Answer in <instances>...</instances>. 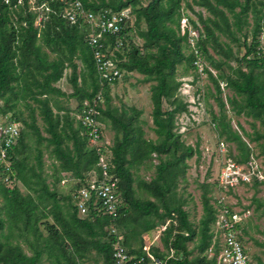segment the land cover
<instances>
[{"label": "trees", "instance_id": "obj_1", "mask_svg": "<svg viewBox=\"0 0 264 264\" xmlns=\"http://www.w3.org/2000/svg\"><path fill=\"white\" fill-rule=\"evenodd\" d=\"M17 1L5 4L0 0V114L9 115L11 121L21 125L17 144L8 151L11 174L4 173L0 166V264H40L43 257L50 264H83L90 251L101 257L103 264H115L112 258L115 238L106 231L110 226L122 231L123 245L134 260L143 258V264H150L141 236L166 221L169 223L161 238L166 253L153 247L149 249L156 260L164 264H217L215 258L207 256L213 242L216 209L210 203L212 197L206 196L217 182L212 186L202 184V188L209 190H204L202 196L203 213L198 224L189 221L183 209L185 202L176 198L175 192L178 178L184 179L185 161L199 155L197 145L185 146L173 132L175 115L186 110V105L175 97L179 87L177 68L185 63L186 69L196 70L198 59L197 54L185 55L188 31L181 34L180 9L185 1L188 9L196 6L209 14L204 19L196 13L202 24L198 50L206 52L210 44L216 54L229 57L232 47L243 48L244 54L241 59L236 58V66H227L228 74L213 78L210 72L204 71L217 91L218 79L225 81L232 92L227 104L236 116L259 123L261 132H254L256 137L250 139L256 141L264 140V48H259V35L264 33V0H191L190 3L150 0L145 6L142 0H36L37 5L46 4L50 11L39 27L35 25L36 15L29 11L27 0L22 4ZM74 3L92 13L101 10L117 13L130 7L135 15L133 26L127 21L117 35L104 37L105 51L113 52L112 59L121 72H136L143 76V82H153L151 115L156 141L143 139L142 129L133 123L139 115L133 109V117L124 111L115 117L111 109L104 108L98 118L103 126L109 120L116 132L110 147L108 176L116 180L122 206L118 218L114 219L99 210L100 204L95 207L89 204L88 215L79 218L74 204V195L86 185L88 173L95 171L99 177L101 173L97 168L96 150L89 145L73 112L98 93L104 103L110 100V84L98 76L92 48L86 42L89 29L79 21L71 24L62 16ZM140 21L146 26L145 33L139 34L143 39V54L131 44L126 50L127 34L138 28ZM192 25L198 29L195 22ZM221 37L228 42L220 41ZM249 37L250 43H247ZM210 64L217 70L220 67L213 60ZM66 69H70V95L56 86ZM60 98H74L77 101L74 111L61 107ZM163 101L172 108L163 111ZM20 107L27 110V116ZM38 118L46 136L37 124ZM212 121L218 138L236 144L239 153L236 162H247L250 149L232 130L224 112L219 117L213 116ZM243 134L249 137L244 131ZM44 150L52 160V186L47 183L44 172ZM153 155L157 164H153ZM141 166L154 168L151 180L137 182L138 190L148 198L136 197L133 187L135 179L131 170ZM62 173L68 178H63ZM7 174L12 175V188L5 185ZM64 179L74 184L60 200L55 186ZM18 184L27 191L25 195ZM257 206L264 204L257 202ZM14 232L31 248L32 256L25 255L19 244L10 241ZM194 240L196 245L189 250L187 244ZM238 240L243 245L240 234ZM214 247L216 251L217 244ZM194 250L197 255L189 258ZM170 251L173 255L168 259Z\"/></svg>", "mask_w": 264, "mask_h": 264}, {"label": "rangeland", "instance_id": "obj_2", "mask_svg": "<svg viewBox=\"0 0 264 264\" xmlns=\"http://www.w3.org/2000/svg\"><path fill=\"white\" fill-rule=\"evenodd\" d=\"M29 11L36 15L35 25L39 27L43 15L45 12L41 8H37L34 4V0H28ZM150 0H142L143 6H145ZM188 3L191 0H187ZM193 10L186 7L185 1L181 4L180 12L182 13L180 24H181V34L185 30L188 31V45L187 50H185V55L197 54L198 59L195 64H197V69H186V64L182 63L177 68L176 80L179 83V87L176 91L175 97L186 105V110L180 114H176L174 118V130L173 132L179 136V141L183 142L185 146H191L195 148L198 146L199 155H194L192 158L187 159L186 170L184 174V179L178 178L177 186L175 189L176 198L182 199L184 201L183 209L188 213V219L191 223L198 224L199 219L203 213L202 211V199L204 190L208 188H202V184L206 183L212 186V183L216 181L221 168H223V159L228 158L236 162L239 153L235 143L226 142L224 138H218L215 130V124L212 121L213 116H220L221 112L230 121L232 130L236 131L241 139L247 143L250 149V160L255 162L258 166L262 168L261 175L264 177V140L258 139L251 141L256 136L254 132H261V127L258 122H254L244 116H236L232 111L230 106L227 104V99L232 95V92L227 88L226 83L222 79H218V84L220 89L217 91L215 89L213 81L210 79L208 74L204 71L205 69L210 72L213 78H217L218 74L226 75L229 73L228 65L231 67L236 66V58L239 60L244 54L243 48L232 47L230 51V56L216 54L215 49L211 47L210 44L206 46V52L198 50L200 37L199 33H202V24L198 22L196 13H200L205 19L209 14L202 8L192 6ZM131 8L128 7L124 14H130ZM236 10H239L238 8ZM43 19V18H42ZM185 19V26L182 25V20ZM135 20V15L131 13L129 21V26H133ZM249 23L251 24V17H249ZM192 22L196 23L198 29H195ZM146 26L143 21H140L138 28L132 29L127 34L126 50L130 48L131 45L138 47L140 52L143 54L142 50L143 39L139 35L140 33H145ZM250 32L251 25L248 27ZM250 36V35H249ZM204 38L203 34L201 39ZM220 41L227 43L228 41L221 37ZM250 43V37L248 42ZM260 49L264 48V33L259 35ZM131 44V45H128ZM234 46V45H232ZM198 50V52H197ZM122 52V50H121ZM213 60L220 67L219 69H214L211 67L210 61ZM79 65L80 63L77 62ZM245 63H242V66ZM80 66V65H79ZM70 69H66L63 73L62 79L56 84V86L65 94L70 95L72 93V86L69 82ZM143 76L136 73H123L121 72V77L116 84H110L109 90V102H103L104 108H109L115 117H118L122 111L128 116L133 117L132 109L136 111L139 115L134 119V125L139 126L143 132V139L156 141L157 135L154 132V125L152 123V101L150 87L153 82H143ZM79 82V79H76ZM60 106L67 108L72 112L77 106V101L74 98H60ZM223 104V106H222ZM0 106L2 103L0 102ZM172 107L165 101L162 102L163 111H168ZM23 109L24 116L28 115L27 110ZM74 113V112H73ZM9 116V115H8ZM74 117V114H73ZM9 118V117H8ZM75 118V117H74ZM37 124L42 130V122L38 118ZM254 124V126H253ZM243 131L248 136L243 134ZM43 132V130H42ZM116 132L112 130L109 120L104 125L103 130V141L106 146L111 147L115 141ZM44 136V132L42 133ZM251 139V140H250ZM223 144L221 146L220 144ZM91 146V144H89ZM153 164H157V160L154 155L152 157ZM223 160V161H222ZM43 161H44V172L47 175V183L52 186V160L49 159L48 152L43 151ZM134 174L135 182L133 187L135 189L136 197L148 198L146 194L138 190L137 182L138 180L149 181L154 176V168L145 169L144 166L139 167L138 170H131ZM1 175V173H0ZM68 176V175H67ZM63 178H68L64 173H62ZM1 179V176H0ZM5 185L8 188L14 186L13 182H6ZM74 183L69 179H64L63 183L60 182L55 186V190L58 194V199H62L63 195L71 191V187ZM22 194H26L24 188L18 184ZM209 190V189H208ZM228 192L223 190L219 191L218 186L213 185L212 192L206 194L207 197H212L211 204H213L215 209H218L215 201L219 200L222 196L225 199V203L230 210L240 212L244 211L245 214H249L248 217H244L241 220V224L238 233L241 236L243 247L246 249L252 264H264V206H257V202H262L264 204V181L260 183H254L250 187H235ZM229 193V195H228ZM62 202V201H61ZM241 209V210H240ZM218 212V211H217ZM79 218L83 216L77 215ZM51 220V218L49 219ZM169 223L168 221L165 224ZM164 224V225H165ZM162 225H159L156 229L144 233L141 236L143 250L150 248H157L161 252L166 253L163 244L161 242L163 232H160ZM168 226V225H167ZM111 227V226H110ZM43 233L46 231L43 226H40ZM243 228V231H241ZM7 230L4 233L7 234ZM108 232V231H107ZM119 234L122 231L118 230ZM109 233V232H108ZM13 237L10 241L13 244H19L23 253L27 256H32V250L24 243L22 239L19 238L17 232L13 233ZM29 241L33 238L31 235L28 236ZM124 240V237H123ZM196 240V239H195ZM195 240L189 242L187 247L189 250L195 247ZM214 240V237H213ZM197 251L194 250L191 257L196 256ZM208 256V254H207ZM210 258V257H209ZM40 264H50L49 261L43 257ZM83 264H103L101 257L96 255L94 251H90Z\"/></svg>", "mask_w": 264, "mask_h": 264}, {"label": "built area", "instance_id": "obj_3", "mask_svg": "<svg viewBox=\"0 0 264 264\" xmlns=\"http://www.w3.org/2000/svg\"><path fill=\"white\" fill-rule=\"evenodd\" d=\"M9 1L3 0L5 4H8ZM23 1L18 0L17 4H22ZM34 1L37 8H41L45 12V15L42 16L45 19L50 12L46 4L37 5L36 0ZM27 2L29 1L27 0ZM126 9L117 13L110 10L92 13L83 11L79 3H74L67 7L62 14L71 24L79 21L89 29L86 42L92 48L98 76L108 84L118 81L121 77V71L112 59L113 52L105 51L104 37L117 35L120 32L122 24L130 19L131 12L124 14ZM42 18L40 21L43 20ZM182 25L185 26V19L182 20ZM119 45L121 44L119 43ZM103 102L101 93H98L90 101H83L80 109L73 113L76 122L83 129V134L88 138L89 144L96 150L98 155L97 168L101 173L99 177L95 171L89 172L86 185L79 188L74 195L77 212L83 218L88 215L89 204L94 207L96 204H100L99 210L113 219L118 218L119 209L122 206V198L116 180H111L108 176L112 156L110 147L106 146L103 141L104 126L98 120L101 115L100 111L104 110ZM8 117V115L0 114V166L3 167L4 173L11 174V161L8 157V151L17 144L21 125L11 121ZM220 145L223 146L222 143ZM227 157L223 159V168H221L216 179L220 192L231 190L229 193H233L232 189L237 186L250 187L256 182L264 181V177L261 175L262 168L252 162L250 158L247 162L240 164L230 159L228 155ZM9 174L6 175L5 181L13 182L10 177L12 175ZM224 201L222 196L219 197L218 201H215L218 209H216V220L212 227L214 240L207 250L208 257L215 258L217 264H252L245 248L238 240L241 219L248 217L249 214H245L244 211L230 210ZM167 225L168 223L162 225L160 232H164ZM106 231L115 238L112 253L115 264H143V258L134 260L133 256L128 253L123 245V235L119 234L114 226L108 227ZM216 244L217 250L215 251L214 246ZM144 251L150 260V264H164L149 254V248ZM172 255L173 251H170L168 259Z\"/></svg>", "mask_w": 264, "mask_h": 264}]
</instances>
